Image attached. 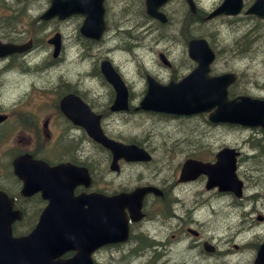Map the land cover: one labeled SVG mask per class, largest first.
I'll use <instances>...</instances> for the list:
<instances>
[{
	"label": "flooded vegetation",
	"instance_id": "1",
	"mask_svg": "<svg viewBox=\"0 0 264 264\" xmlns=\"http://www.w3.org/2000/svg\"><path fill=\"white\" fill-rule=\"evenodd\" d=\"M35 1L36 0H31V2ZM170 1L171 0L161 6V9L166 15V20L165 22H162L163 24L169 21L167 5ZM253 1L254 0H243V8L239 14H221L216 17H224V19H228L229 17L236 18V20H231L232 22H240L247 18H250L251 20L256 19L261 20L264 26L263 18L246 12ZM31 2L28 1L27 3ZM41 2H46L47 5L50 4V0H44ZM195 4V10L193 11L188 4L189 13L186 15H192L191 17L195 22H203L207 20L206 16L208 12H203L200 8H198L196 1ZM42 14L43 12L40 13L38 17H42ZM7 17L20 19L17 14H11ZM149 20L155 21L152 19ZM144 26L147 28L140 34L139 32H136L138 27L133 28V25H125L124 30H113L112 33L116 32L113 35V38H111L112 42L116 44H113V47H109L107 44L108 41H105L106 36H104V34H107L106 31L101 35L100 40H95L92 37L85 36L80 31V33L85 36H80L82 40L76 42V44L80 46L81 57L83 59L92 57L96 70L94 68L92 70H82L80 78H78L75 82L72 81L69 74L61 73L54 76V80H56V78L59 80H65V83L62 88L58 90L57 95L55 93L54 100L51 103L52 106L46 103L47 98L42 99L40 90L36 98L29 94L27 101L23 104L20 103V99H12L8 103H0V112L7 115V120L0 123V128H2L5 123L7 124L11 121H16L18 124L13 127V131L14 129L29 131L38 128L42 129L47 137H49V131H51L52 125L54 128L58 129L61 134L58 140L53 141L52 145H50L52 148H50L51 150L49 152L52 154L46 155L49 157L54 155V158L45 159L49 161L50 164H58L61 162L70 163L64 164L65 168H61L59 170L58 173L60 179L57 180L59 185H68L70 187V191L66 193L71 196L68 200L71 204L70 208H89V204L85 199L86 195L92 192L111 195L123 192L127 194H134V192L141 187H157L162 191L161 194H157L155 189H150L144 194L143 205L141 208H125L129 237L128 240L123 242H115L117 244L115 247H124L127 244H131L130 253L124 256L132 258L133 264H264V208H257V205H253L252 208H245L246 204H240V208H229L228 214L223 217L221 216V221L219 217L220 212L226 208H214L213 205L210 204V200L213 197L211 191H218V189L216 187H207V175L200 174L195 179L189 181L180 180L181 169L187 158L191 157L203 161H215L218 150L225 145L228 146V144L220 145L219 147L216 145L214 149H211L206 146L207 142H201L191 135L192 140L195 141H193L192 144H187L186 147H184V152L192 153L184 156L172 171H167V175L162 179V183L155 181L151 176H146L140 181H133V166L141 168L149 165L154 160V154L144 143L133 139V135H124L120 130L116 129L117 127L126 126L125 129L132 130L127 125L132 122L133 115L150 113L157 114L161 119L167 118V121H170L173 127H178L180 128L179 130H181L193 125L191 124V121L194 119V116L203 115L202 113L175 114L139 108V105L146 96L149 81H156L163 85L169 84L172 81L178 82L199 64L196 60L190 57L187 46L186 53L192 63L188 64L189 66L187 68L184 67V72L181 75H178L177 67L170 59L167 50L158 49V63L161 66V69L164 68L168 71V76L161 77L147 69L143 75L144 86L140 90L135 89L132 81L125 76V73L121 70L119 64L113 57L110 56L109 53H113L115 49L120 48L121 50L128 51L133 54V50L142 45L141 40L143 38L152 36L150 40H155L153 37L154 33L151 31L155 32L161 28L155 26L154 24L147 23L146 21ZM250 28V25L247 26L241 35L245 40V43L242 45L246 46L242 51L247 52L248 44L250 45L256 39L254 35L250 38V30H254V28ZM183 31L184 29L182 30V28H179L180 34L183 39H185V33ZM165 35L166 34L161 31L159 35H156V39L160 38V40H162ZM263 35L264 31L260 33V37ZM172 36L175 37V34ZM190 36L191 35L188 37ZM208 39L215 54L209 65L208 74L210 76H217L223 73L236 74L235 81L229 84V88L227 90L229 98H234L239 95H253V97H260L264 99V93H250L239 89V83L242 75L241 72L235 68H227L223 65H218L217 62L221 50L219 51L212 40L210 38ZM63 45L64 44L62 42L59 56L54 57L51 54V60L47 63H25L26 66H30L34 69L33 71H21L23 76L20 77L17 73H15V76L18 78H14L12 82L13 87L17 88V86H23L21 89L26 90L24 93H30L36 84L35 81L29 79L34 76L37 77L38 75L42 76L43 73H45L39 72L42 67L48 65L56 66L62 58L61 53ZM73 46L75 47V45ZM34 48L35 44L33 40V44L30 49L19 54L24 56ZM14 55L18 54L14 53L7 57L0 58V92L3 91L1 86L3 80L1 77L9 70L7 61ZM105 62L113 67L117 73H119L123 83L125 84L127 93L123 105H119L118 103V100L122 97L121 93L118 92L116 86L107 79V76L103 72L102 68L103 65H105ZM2 63L4 64L2 65ZM261 63L264 64V61ZM68 64H78V61L74 59L69 61ZM70 93L79 97V99L84 101L88 107H90L94 113L99 116L101 129L105 133L103 141L95 140L89 135L88 127L86 125L76 123L64 114L61 109V99L64 95ZM102 95L106 96L104 100H100ZM95 100L99 103H95ZM31 103L37 107L31 106ZM72 105L78 110L85 109L82 105ZM47 112L48 114H45ZM27 114H30L33 124L24 123L23 119H25L24 116ZM36 115L39 117L35 118L34 116ZM204 115L206 116L205 119L212 122L209 120L207 114ZM214 124L218 125L219 123L214 122ZM220 125L230 128L228 129V132L234 128H239L253 129L252 133L254 137H257L259 133L264 134V125L245 127L239 123L229 122L220 123ZM148 126V124H145L144 128L139 131H146ZM70 128H74V131L71 130L70 132ZM67 132L68 135H71V138L65 137ZM61 136L66 139L64 140V143H70L66 147L65 151L63 150L64 152L61 151L60 153H57L58 146L63 143L62 140H60ZM79 139L82 142H90V144H84L86 148L80 150L79 147L76 146V141ZM110 141H119L124 144L139 145L149 150L153 154V157L150 160L147 159L146 161L145 159H134L132 155L127 154L122 150H120L115 156L114 152L106 145V143ZM159 141L160 140H158V142ZM176 143L178 144V141ZM93 147L98 148L99 151L94 153L92 150ZM230 147H235L239 152L237 157V173L244 182L243 194L241 197H238L236 201L240 203L245 198H253L256 200L257 194L263 195L264 192L255 190V193L248 196L249 193H247L246 190L249 185L248 179L257 175L260 176V172L264 171V167L260 165L254 166L253 164H249L248 161L254 159L257 155L264 153V141H261V138L253 140L248 150H245L243 147L233 145H230ZM36 149L37 151L45 150L47 149V145L44 143V147H40L38 144ZM54 151H56V153ZM100 152L104 155V157L98 156ZM246 156H248V158L243 161ZM104 161L107 163V167H105ZM113 164H116L115 168H113ZM72 165H75L76 167H71ZM127 166L131 167L130 174L124 176L123 174L126 172L124 170ZM109 174H113L114 177H119L120 182L118 183V186L113 189L107 188V186H109V181L107 180ZM162 175H165V172ZM198 184H200V186H197ZM22 187L23 180L17 178L15 175H13V179L6 177L5 174L0 175V188L6 190L7 192L10 193L11 190L21 195ZM184 194L192 197L188 199L183 196ZM22 196H24L22 204H19V206L17 205V207L23 210L25 217L26 214L29 213V208L26 205L28 204V198L34 197L35 204L33 208L36 209L33 225H36L40 220L43 208H46L50 204V199L45 197L42 189L35 191L33 195L25 196L22 194ZM151 200H153V202L158 200L162 201L159 211L162 213L163 218L153 215V213H156L159 208H154L151 204ZM53 207L57 208V204ZM250 226L252 229H250ZM156 227L158 231L153 234L152 229ZM235 227L241 228H236L237 231H233L226 238L221 236L222 232L232 231ZM100 229L101 222L99 218L98 234L100 233ZM89 231L92 232L93 230L91 229ZM103 248H105V245L91 248L93 264H100L101 261L99 260V256H101V253L99 252ZM160 248L162 251L158 252ZM76 253L77 249H70L63 253L60 258L70 259L74 257Z\"/></svg>",
	"mask_w": 264,
	"mask_h": 264
},
{
	"label": "rangeland",
	"instance_id": "2",
	"mask_svg": "<svg viewBox=\"0 0 264 264\" xmlns=\"http://www.w3.org/2000/svg\"><path fill=\"white\" fill-rule=\"evenodd\" d=\"M28 1L31 2V0H0V38L8 37L23 42L30 37H33L35 44V48L28 54L24 56L20 54L14 55L8 59L9 70L1 77L3 80L1 85L3 91L0 92V103H8L12 99H20V103L23 104L27 101L29 94L36 98L40 90L42 99L47 98L46 103L52 106L51 103L54 100L55 93L57 95L58 90H60L65 83V80H59L57 78L54 80V76L61 73L69 74L72 81L75 82L80 78L82 70H92L93 68L95 69V67L92 57L86 59L81 57L80 46L76 44V42L82 40L79 31L82 19L74 16L64 20L52 19L49 22H42L38 15L45 10L47 6L46 2L42 3L41 0H36L35 2L27 3ZM185 1L186 0H171L167 5L169 21L165 24H160L156 21H150L148 18L146 19L143 0H109L106 28L107 34H104V36H106L105 41H108L107 44L109 47H113V44L116 45L111 40L116 32L112 33V31L117 30L119 26L125 28V25H133L135 28L138 27L136 32H139V34L147 28L144 26L145 21L161 28L155 32L151 31L154 33L153 37L155 40H150L152 36L143 38L141 40L142 45L136 47L133 50V54L121 50L120 48L115 49L113 53H109L119 64V67L125 73V76L132 81L135 89L140 90L144 86L143 75L147 69L161 77L168 76V71L164 68L161 69V66L158 63V49L167 50L170 59L177 67L178 75H181L184 72V67L187 68L189 66L188 64L192 63L186 53L187 40L189 37L185 36V39H183L179 32V28H182V30L184 29L186 14L189 13L188 3ZM195 1L198 8L206 13L220 2V0ZM137 2L139 3L138 8L135 7ZM28 13H30V15L23 23L13 20V22H11L13 25L8 24L10 20L7 19V16L18 14L22 18ZM231 20H236V18L229 17L228 19H224V17H216L212 20L207 19L203 22L193 21L189 25V33L191 36L203 35L210 38L219 51L221 50L217 64L223 65L227 68H235L241 72L242 75L239 89L250 93H264V64L261 63L264 61V35L260 37V33L264 31L263 22L256 19L251 20L250 18L240 22H232ZM249 25L251 28H254L257 37L250 45L247 42L248 51L246 52L242 51L246 46L242 45L245 43V40L241 35ZM56 31L62 33L64 44L61 53L62 58L57 65L42 67L39 71L45 72L42 76L38 75L37 77L34 76L29 79L35 81L36 84L30 93H24L26 90L21 89L23 86H17V88L13 87L12 82L14 78H18L15 76V73L20 77L23 76L21 71H33L34 68L26 66L25 63L31 62L35 64H43L51 60L53 46L48 43L47 39ZM161 31L166 34L165 37L162 40H160V38L156 39V35H159ZM173 34H175V37L172 36ZM73 45L77 47L75 48ZM74 59L78 61V64H68L69 61ZM3 64L4 63H2V65ZM105 98L106 96L102 95L100 100H104ZM95 103L98 104L99 102L95 100ZM30 105L37 107L36 105H32V103ZM45 114H48V112ZM34 117L38 118L39 116L36 115ZM24 118V123L33 124L30 114L25 115ZM193 118L194 119L191 121V124H193L192 126L179 130L180 128L173 127L172 123L167 121V118L161 119L157 114L148 113L133 115L132 122L127 125L132 130L125 129L126 126H119L116 128L124 135H133V139L144 143L154 154V160L149 165L141 168L133 166V181H140L146 176H151L155 181L162 183V179L166 177L167 171H172L184 156L192 153L184 152V147L195 141L192 140L191 135L201 142H207L206 146L211 149H214L216 145L219 147L220 145L228 144L229 146L243 147L245 150H248L253 140L261 138V141H264V134L259 133L257 137H254L252 133L253 129L234 128L228 132V129L230 128L208 121L205 119L206 116L204 114L201 116H194ZM17 124L16 121H11L7 124H3L2 128H0V155H3L4 151L12 146L15 148L34 147L36 139H38L37 144H39L40 147H44V143L49 147L52 145L53 141L58 140L61 134L57 128L53 127V125L51 131H49V137L45 135V132L42 131V129L38 128L29 131H21L17 129L12 131L13 127ZM145 124L149 125L148 129L146 131H139L144 128ZM73 129L74 128H70V132L71 130L74 131ZM65 137L71 138V135H68L67 132ZM60 140H62L63 143L58 146L57 153H60L63 150L65 151L70 143H64V140L66 139L62 136ZM158 140L160 141L158 142ZM177 141L178 144L176 143ZM84 144H90V142H82L80 139L76 141V146L79 147L80 150L86 148ZM49 149L39 151L40 155H42L43 158H47L48 156L46 155L52 154L49 152ZM92 150L94 153L99 151L96 147H93ZM54 152L56 153V151ZM98 156L104 157L101 152ZM50 158H54V156H51ZM247 158L248 156H246L243 161ZM4 159L7 160V155H4L3 158L0 159V166ZM248 162L254 166L260 165L264 167V153L257 155L254 159L249 160ZM3 163L6 165L5 162ZM104 165L107 167L105 161ZM130 169L131 167L127 166L124 170L126 172H124L123 175L126 176L127 174H130ZM7 170L8 169L5 168V171ZM164 172L165 175H162ZM107 180L109 181V186H107L109 189L118 186V183L120 182L119 177H114L113 174H109ZM248 182L249 185L246 189L247 193H249L248 196L255 193V190L264 192V171L260 172V176L257 175L255 177H250ZM197 186H200V184ZM211 193L213 194V197L210 200V204H212L214 208H226L220 212L219 217L221 221V216L223 217L227 215L229 208H240V204H246L245 208H252L253 205H257V208H264V194H257L256 200L253 198H245L242 202L238 203L236 201L238 197H236L234 193H220L216 190H212ZM183 196L188 199L192 197H189L190 195L187 194H184ZM161 203V200L155 202L151 200L152 206L154 208H159L156 213H153V215H156L159 218H163L162 213L159 211ZM29 209L31 212L26 221L22 224L25 225V229L29 227L33 219V209ZM236 228L237 227L229 232H222L221 236L226 238L233 231H237ZM250 229H252L251 226ZM156 231H158L157 227L152 229L153 234H155L154 232ZM130 246L131 244H127L124 247L114 246L109 248L108 246L103 248L99 252L101 253V256H99V260L101 261L100 264H133L132 258L124 256L130 253ZM161 251L160 248L158 252Z\"/></svg>",
	"mask_w": 264,
	"mask_h": 264
},
{
	"label": "water",
	"instance_id": "3",
	"mask_svg": "<svg viewBox=\"0 0 264 264\" xmlns=\"http://www.w3.org/2000/svg\"><path fill=\"white\" fill-rule=\"evenodd\" d=\"M163 1L147 0L149 13L163 18L162 13L157 10ZM189 2L193 8V0H189ZM60 4L65 7H73V11L87 12L85 25L97 26L98 29L103 27L102 0H56L55 11L61 14ZM263 4L264 0H257L249 11L262 15L260 6ZM223 7L232 12L239 9L231 8V0H225ZM206 43L202 39L190 41V54L201 61L199 69L193 73L195 75L178 85L171 83L172 85L154 90L155 93L168 90L169 93L166 96L169 98L163 100L168 102L167 104L161 103V95L159 98L154 95L152 89L157 84L150 85L144 103L147 107L154 109L162 108L187 113L209 110L216 106V110L211 113V118L214 120H227L250 125L259 124L261 118H264V101L250 97H242L241 100H229L226 96V85L230 81V77L228 75L218 78L208 77V65L203 59L207 51ZM22 48V46L10 45L6 51ZM103 71L107 73L108 78L121 93L122 97L118 103L123 105L127 93L123 81L110 68L104 66ZM66 101L70 103V107L67 105L66 108H71L72 99L68 97ZM161 105H168L173 108L161 107ZM72 117L77 122L84 123L89 127L96 122L95 119L89 117L85 109L75 112ZM2 119L3 117L0 116V120ZM92 133L97 136H94L96 139L100 138L98 129ZM112 147L116 152L121 150L117 146ZM124 149L129 150V147ZM230 151L232 150L229 148L223 149L219 153V160L216 163H198L196 169L208 173L209 186L218 184L220 189H232L239 194L242 183L235 174V157L231 158L228 163L224 159ZM129 154L131 155V153ZM38 163L39 161L30 154L20 155L14 160L16 173L25 180L24 193H26L27 188L31 191L34 189L35 166ZM187 164L189 162L185 163L184 168ZM148 189L152 188L138 189L137 195L134 197L130 194L126 197H107L94 193L86 196L85 199L90 204V208H70V202H66L67 208L66 206L65 208H55L53 206L57 204L59 207L61 204L58 203L60 196L47 194L51 200H55L54 204L45 209L41 223L37 228L21 236L13 235L12 222L14 219L21 218L22 215L20 211L12 208L13 198L0 190V264H91L89 259L90 248L108 241H114L117 237L124 238L119 235L122 228L124 230L126 228V218L121 210L123 204L126 203L129 208H139L142 204L143 195ZM67 197L68 199L71 198L69 195ZM99 218L101 229L98 234ZM91 229L92 232L89 231ZM73 248H78L79 252L72 259H55L66 250Z\"/></svg>",
	"mask_w": 264,
	"mask_h": 264
},
{
	"label": "trees",
	"instance_id": "4",
	"mask_svg": "<svg viewBox=\"0 0 264 264\" xmlns=\"http://www.w3.org/2000/svg\"><path fill=\"white\" fill-rule=\"evenodd\" d=\"M135 7H139V3L137 2V4H135ZM146 17V16H145ZM146 19H147V17H146ZM11 21H12V19H11ZM11 21H9V23L11 22ZM194 21V19L190 16V15H187L186 16V19H185V25H184V33H185V36H189V35H191L190 33H189V25L192 23ZM255 36V37H257V34L255 33V31L254 30H250V38H252V36ZM34 197H31V198H28V204H26L27 206H28V208H33L34 207ZM34 210H33V216L35 215V209L36 208H33ZM31 212V210L29 209V213ZM29 213L28 214H26V219L28 218V215H29ZM26 221V220H25Z\"/></svg>",
	"mask_w": 264,
	"mask_h": 264
},
{
	"label": "bare ground",
	"instance_id": "5",
	"mask_svg": "<svg viewBox=\"0 0 264 264\" xmlns=\"http://www.w3.org/2000/svg\"><path fill=\"white\" fill-rule=\"evenodd\" d=\"M123 29H124V27L119 26L117 30H123ZM242 212H243V211H242ZM238 215H239V214H238ZM237 219H238V218H237ZM241 225H242V224H241ZM241 225H239V226H241ZM233 227H234V226H233ZM237 228L239 229V228H241V227H237Z\"/></svg>",
	"mask_w": 264,
	"mask_h": 264
}]
</instances>
